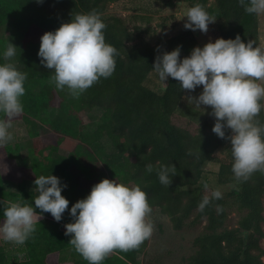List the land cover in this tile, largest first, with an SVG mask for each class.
<instances>
[{"label":"trees","instance_id":"16d2710c","mask_svg":"<svg viewBox=\"0 0 264 264\" xmlns=\"http://www.w3.org/2000/svg\"><path fill=\"white\" fill-rule=\"evenodd\" d=\"M116 1L120 0H0V34L7 31L20 42L17 70L27 74L23 112L13 120H37L52 135L31 132L32 146L21 165L17 163V145L0 148V202L20 201L40 212L34 205L38 195L34 180L40 175H54L66 185L61 194L69 201V209L104 178L136 184L146 192L151 208H159L174 229L204 222L193 238L194 251L187 264H264V173L257 171L238 183L232 172L230 142L212 131L215 119H203L194 130L181 127L171 120L180 110L184 94L179 82L169 77L159 91L145 85L148 74L154 72L157 55L177 46L181 58L190 55L197 44L194 33L186 29L153 45L130 47L133 35L123 21L103 15L106 6ZM184 1L188 8L200 4L215 16L212 24L221 38L239 35L242 41L251 40L259 46L258 15L247 13L239 0ZM92 10L106 24L105 42L118 51L116 67L109 78H101L76 99L67 88L59 90L49 83L54 70L46 69L38 57L40 37L69 22L72 14ZM5 50L0 35V64L6 62ZM90 108L100 109L101 115L95 128L86 131L80 113ZM4 118L0 113V119ZM258 119L264 123V109ZM225 133L229 135L230 130ZM102 137L110 141V151L102 145ZM62 147L68 149L66 156L52 155ZM209 162L218 166L216 172L205 170ZM148 164L153 166L151 173L145 169ZM172 164L176 175L166 187L157 171L161 165ZM210 173L214 187L207 184ZM9 182L15 189L7 187ZM212 190H219L222 198L198 210L202 198ZM4 207L0 203V224L5 219ZM232 210L239 218L235 226L227 227ZM42 216L36 232L14 251L13 258L0 244V264H49L64 255L72 264H88L64 234L65 224L73 222L69 212L66 210L59 222L50 213ZM147 243L148 239L128 252L114 251L101 264H138L137 256Z\"/></svg>","mask_w":264,"mask_h":264},{"label":"clouds","instance_id":"9594fccd","mask_svg":"<svg viewBox=\"0 0 264 264\" xmlns=\"http://www.w3.org/2000/svg\"><path fill=\"white\" fill-rule=\"evenodd\" d=\"M42 2V0H38ZM249 14H264V0H239ZM186 17L184 28L207 33L216 17L196 4L181 17ZM106 24L95 10L72 14L69 22L61 23L55 31H46L40 37L38 57L41 64L54 75L49 83L59 90L67 88L68 94L78 99L87 89L109 78L115 71L117 49L105 42ZM16 55V46L6 45L4 60ZM153 71L162 82L171 77L179 82L182 91L191 93L198 86V96L188 95L189 102L197 108L211 109L215 118L212 131L230 142L233 157L232 172L240 183L253 173H264V123L258 117L264 109V47L251 40L217 38L203 47H194L189 56L180 57V47L156 56ZM27 74L17 70L14 63L0 64V146L13 139L9 129L12 120L21 115V98L25 94ZM202 112V113H203ZM225 129L230 130L226 136ZM147 172L153 166H145ZM171 174V175H170ZM159 181L169 187L176 175L174 164L161 165L157 171ZM34 185L38 195L35 208L20 201H3L5 205L0 238L6 243L23 245L36 232L42 213H50L59 222L67 210L73 222L65 224L68 243L88 261L101 262L114 251L136 250L154 231L152 208L147 194L140 186H130L116 180L102 179L92 186L90 193L77 200L69 209V201L62 196V185L54 175H40ZM205 188L207 184L205 183ZM219 190H212L198 204L203 211L212 200L221 199ZM218 206V211H219Z\"/></svg>","mask_w":264,"mask_h":264},{"label":"rangeland","instance_id":"374dc122","mask_svg":"<svg viewBox=\"0 0 264 264\" xmlns=\"http://www.w3.org/2000/svg\"><path fill=\"white\" fill-rule=\"evenodd\" d=\"M188 10V5L184 0H120L110 3L106 6L103 12L104 16H117L122 21L127 29L132 32L133 40L129 43L130 47H140L145 44L153 45L158 41L167 39L181 31L184 28L186 17L181 18ZM258 15V33L259 46L264 47V14ZM192 31V30H191ZM196 37L197 44L195 47H203L209 41L214 42L217 38H221L216 31L214 24H209L207 33H202L198 29L192 31ZM5 39V44L11 42L16 46V55L10 61L20 66L19 49L20 42L16 41L7 31L0 34ZM165 82L159 80L155 72H150L145 80V85L149 88L159 91L163 88ZM202 92V86L197 87L194 92L184 94L180 103V110L175 113L171 120L175 124L194 130L203 119L215 118L209 113L211 109L206 107L204 112L202 108H197L194 103L189 102L187 96H198ZM264 104V101H262ZM203 112V113H202ZM101 110L98 108L85 109L80 113L83 121L84 129L91 131L98 123ZM12 128L9 132L13 139L5 145L18 146L17 163L21 165L28 158V150L32 146L31 132L36 131L41 136H50V130L37 120L28 121L27 119H17L12 121ZM49 140V138H47ZM47 140V142H49ZM101 143L106 151L111 150V143L106 137L101 138ZM3 145V146H5ZM3 146H0L2 148ZM47 153V150L43 152ZM68 149L62 147L53 156H66ZM217 165L207 163L205 170L210 172L217 171ZM81 185L87 184L85 181H80ZM207 184L214 187L212 173L207 175ZM8 188L15 189V184L9 182L6 184ZM28 187L32 188V183L28 182ZM239 218V213L230 211L226 221L227 227H233ZM151 221L154 224V231L148 243L138 254V264H187V258L194 251L193 238L201 231L204 222L199 224H187L181 229H174L169 221V218L161 213L159 208L152 209ZM0 244L13 258L14 251L18 250L20 245L14 243H6L0 238ZM20 255V252H15ZM17 255V256H18ZM49 264H72L71 261L64 256L58 259L55 258Z\"/></svg>","mask_w":264,"mask_h":264}]
</instances>
